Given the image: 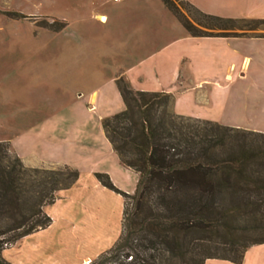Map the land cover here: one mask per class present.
<instances>
[{"label":"crops","instance_id":"obj_1","mask_svg":"<svg viewBox=\"0 0 264 264\" xmlns=\"http://www.w3.org/2000/svg\"><path fill=\"white\" fill-rule=\"evenodd\" d=\"M184 1L201 13L220 18L264 19V0ZM119 3L115 8L120 15L93 14L99 23L108 24L103 52L107 61L105 71L85 74L81 65L74 69L76 78L90 88L83 95L77 94L76 100L83 109L79 117L92 116L99 127H86L83 121L65 128V119L71 114L67 112L57 123L50 122L49 131L41 123L32 129L31 136L39 138L42 144L39 151L37 147L24 148L17 141L8 140L10 150L26 168L67 166L77 172L74 183L56 191L53 203L42 207L50 224L8 248L16 250L14 257L9 256L10 264H60L65 259L63 250L72 241L74 263L86 264L117 240L122 197L101 186L93 175L106 174L111 184L125 194H132L137 182V175L120 164L100 124L102 118L124 109L115 83L118 78L135 91L170 94L175 115L264 134V37H191L160 0L152 10L149 1ZM125 10L139 14H124ZM49 118L52 119H45ZM115 195L121 199L117 203L119 229L109 239L108 224H104L100 211L105 210L103 200L111 201ZM53 227L49 245L40 239L32 240ZM82 240L88 242L86 246L97 241L105 245L83 250L78 244ZM21 251L23 256L19 255ZM203 264L234 263L206 259ZM240 264H264V243L248 247Z\"/></svg>","mask_w":264,"mask_h":264},{"label":"trees","instance_id":"obj_2","mask_svg":"<svg viewBox=\"0 0 264 264\" xmlns=\"http://www.w3.org/2000/svg\"><path fill=\"white\" fill-rule=\"evenodd\" d=\"M160 2L191 37L264 31V19L220 18L184 1L203 20L194 27L170 0ZM232 30L242 33L229 35ZM115 83L124 109L100 124L120 164L137 175V182L133 193L125 194L106 174L94 173L101 186L122 197L123 205L117 240L86 264H163L168 256H188V233L207 237L201 242L216 238L213 242L222 245L218 256L205 254L198 244L192 264L206 259L240 264L248 247L264 243L238 245L231 226L238 215L264 206V179L255 169L264 157V134L175 115L170 94L135 91L122 78ZM36 173L14 155L10 161L7 145L0 142V264H10L1 255L7 246L50 224L42 207L77 178L75 170L61 166L25 189V176Z\"/></svg>","mask_w":264,"mask_h":264},{"label":"rangeland","instance_id":"obj_3","mask_svg":"<svg viewBox=\"0 0 264 264\" xmlns=\"http://www.w3.org/2000/svg\"><path fill=\"white\" fill-rule=\"evenodd\" d=\"M140 1H149L151 10L159 3V0ZM170 1L192 26L196 27V23L203 22L183 0ZM120 4L109 0H0V142L7 145L10 161L14 154L10 150L8 140L17 141L24 148L37 147L39 151L42 148L40 139L31 136L30 132L37 129L39 123L46 130H51L50 122L54 120L55 123L59 117L62 120L63 113H71L65 119V128L83 121L86 127H99V122H94L97 121L96 118L93 120L92 116H87L86 119L79 117L83 109L76 100L77 94L83 95L90 88L76 78L74 69L81 65V72L85 74L88 71H105L107 61L103 52L106 47L108 24L99 23L93 14L104 13L107 17L117 13L120 15L122 13L115 8ZM123 13L131 16L139 14L126 10ZM227 33L239 35L242 31L232 30ZM242 34L264 35V31L255 30ZM110 104L112 105V102ZM58 113H61V116ZM46 117L52 119H45ZM257 162L260 165L255 167L256 175L264 179V157ZM57 168L60 166L29 168L37 169L38 173L25 176L24 188L29 190L31 185L33 186L32 182L39 176L47 177L50 171ZM262 198L264 200V196ZM251 199L255 200L256 197L252 196ZM118 200H121L120 197L115 195L113 200L104 199L102 202L105 210L100 211V216L104 217V224H108L106 235L109 239L119 229ZM107 210L109 212H106ZM249 213L245 216L238 215L231 225L234 230L232 239L235 238L241 246L264 239V206L257 212ZM54 229L53 227L44 235L32 240L40 239L49 245L52 238L50 233ZM202 238L206 240L207 237L188 233V256H165L163 264H185L187 261L192 264L197 258L194 252L198 250V244L203 245L202 252L205 254H222V245L214 243L218 239L201 242ZM71 243L63 250L65 259H62L60 264H75L74 241ZM78 244L83 250H93L105 245L97 241L94 245L86 246L88 242L85 243V240ZM10 246H7V250L2 254L6 261L9 256L15 255L16 250L10 251ZM61 251L62 248L59 252ZM19 255L23 256V252Z\"/></svg>","mask_w":264,"mask_h":264},{"label":"built area","instance_id":"obj_4","mask_svg":"<svg viewBox=\"0 0 264 264\" xmlns=\"http://www.w3.org/2000/svg\"><path fill=\"white\" fill-rule=\"evenodd\" d=\"M109 1H111L112 3H119V2H121L122 0H109Z\"/></svg>","mask_w":264,"mask_h":264},{"label":"bare ground","instance_id":"obj_5","mask_svg":"<svg viewBox=\"0 0 264 264\" xmlns=\"http://www.w3.org/2000/svg\"><path fill=\"white\" fill-rule=\"evenodd\" d=\"M100 20H101V21H104V20H105V18H104V17H100Z\"/></svg>","mask_w":264,"mask_h":264}]
</instances>
